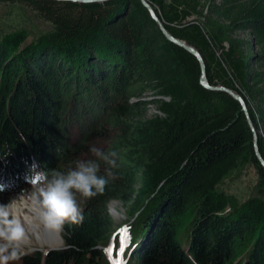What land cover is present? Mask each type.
I'll use <instances>...</instances> for the list:
<instances>
[{
  "label": "trees",
  "instance_id": "16d2710c",
  "mask_svg": "<svg viewBox=\"0 0 264 264\" xmlns=\"http://www.w3.org/2000/svg\"><path fill=\"white\" fill-rule=\"evenodd\" d=\"M26 1L53 25L54 33L41 56H28L23 62L0 44V153H5L0 160L2 184L8 189L10 180L26 181L24 176L30 174L33 164L49 177L67 173L78 162L93 159V139L110 131L119 132L116 148L127 145L131 152L124 154L126 163L110 168L112 177L106 173L109 165L99 162L97 175L108 183L102 194L86 200L81 223L64 226L66 250L52 251L45 257L26 256L22 264L100 262L98 246L108 237L102 207L110 199L130 201L136 196L134 209L141 198L154 194L159 205L146 218L152 231L146 230L144 237L148 233L149 238L161 232L171 213L181 212L204 195L213 180L240 163H254L264 181V171L254 155L252 131L240 104L225 92L202 87L196 58L166 39L139 0ZM148 1L170 33L201 53L209 83L230 87L242 95L258 130V148L264 158V0ZM237 31H249L252 39L240 37ZM63 44H70V49ZM250 44L259 50L251 51ZM73 56L79 63L77 68L69 63ZM88 71L91 75L83 77ZM82 83L97 84L104 95L119 90L121 84L128 88L139 83L140 90L152 94L156 111L143 118L135 109L148 101L132 106L127 99L119 100L105 113L103 125L87 133L59 165L51 166L56 150L65 154L73 135L72 127L68 132L62 127L69 120L61 98L63 87L77 86L70 99L82 102L81 98H86L81 96ZM130 117L135 121L129 122ZM22 147L27 149L25 154ZM246 224L201 218L191 230L194 260L199 264H232L234 246ZM164 231L138 250V264H190L174 231ZM247 250L242 249V262ZM252 250L245 262L264 264V226Z\"/></svg>",
  "mask_w": 264,
  "mask_h": 264
},
{
  "label": "rangeland",
  "instance_id": "374dc122",
  "mask_svg": "<svg viewBox=\"0 0 264 264\" xmlns=\"http://www.w3.org/2000/svg\"><path fill=\"white\" fill-rule=\"evenodd\" d=\"M205 13L206 11H204L202 15H205ZM201 18H203V16ZM53 33V25L42 18V16L31 5H29L26 0H0V44L7 49L10 56L17 58L18 61L23 62L28 56H34L35 58L41 56L44 53V50L47 49V47H50ZM236 34L242 38L249 40L252 39L249 31H237ZM69 45L70 44H63V47L65 46V48H69L71 47ZM249 48L251 51L259 50V47L255 44H250ZM115 60L118 62L117 59ZM69 63L73 66L76 65L74 66L75 68L79 66V63L74 56L71 57ZM82 68L86 71L85 68H87V66L84 65ZM91 73L92 72L90 71H88V73L85 72L83 73V77H89L87 74L91 75ZM0 77L3 76L0 75ZM82 84L83 86L79 87L83 94L81 96L86 97L81 98L79 96L83 100L82 102H80L79 99L71 101V96L77 86L69 87L66 85L65 88L63 87L64 90L61 98L65 103V111L69 114V116H67V118L69 117V120H67V123H63L62 127H64L67 132L70 131L72 127L73 135L70 136L69 149L65 154H62L60 150H56L57 152H55V154L57 156L55 155L56 158L51 166L56 164L59 165L61 159L70 154L73 147L82 141L87 133L96 130L103 125L105 113L111 110L119 100L123 101L124 99H127L128 103L132 106L143 100L148 101L145 105H138L135 109L136 115L142 113L143 118L152 116L156 111V105L152 102V94L149 91L140 90L139 83L128 88L121 84L118 88L119 90H110V92L105 95L99 91L97 84H94L95 86H90L86 83ZM98 85H100V83H98ZM92 87H94L93 89L95 91L90 93L89 90H91ZM65 89H67L66 92ZM85 89L86 91L88 90L89 93L84 92ZM134 92H138V94L134 95ZM87 100L92 102V104L87 105ZM99 105H101V109H99ZM76 114H78V116H76ZM87 118H89V121H87ZM84 119H86V122ZM128 121L132 122L135 121V119L133 120V118L130 117ZM119 136V132L115 133L110 131L107 136H100L93 139L95 148L100 149L104 153L114 152L116 154L114 157L116 165L126 163L124 154H129L131 152V149L127 145H124V148H121L120 150L116 148ZM22 150L25 154L27 149L22 147ZM92 156L93 159L91 160L96 161L97 163L101 161L98 160L93 153ZM4 157L5 153H0V160L4 159ZM8 185L10 188L0 192V205L9 206L12 201L16 200H18L20 205L24 202L21 214L19 213L15 216L10 214L12 218L20 222L26 232L27 240L21 247V251L25 253L22 258L36 255L45 257L49 252L66 250L63 232L64 226L70 224L65 223L62 230H59L62 240V245L60 247L47 245L42 247L26 221V219L31 218L29 216H33L36 210L34 193L37 192V188L30 185L27 180L15 182L13 179L8 182ZM135 198L130 201H123L115 198L110 199L102 207V212L107 223L108 237L100 246H98V250H100L101 253V260L99 262L98 259H95L96 264H110L109 257L105 252V249L110 245H114L112 255L113 259H115L116 250L120 247V236L116 235L115 239H113V237L118 229L125 226H127L128 236L130 237L128 247L123 254V260L126 264H138L136 258L138 250H140L149 239H154L156 236H160L164 232L166 233V231H164L166 229L174 231L175 238L184 251V255L187 259L186 261L190 264H199L193 258V250H190L192 247L191 230L196 222H199L201 218H207L208 216L215 218L218 221L221 219L231 222H233V220H238L243 223L246 221L247 226H245V231L234 246L236 258L232 263L245 264L248 253L252 248V252L254 251L255 241L258 238L261 227L264 226V181L260 177L257 166L252 162L240 163L223 177L213 180L204 195L183 207L181 212H177V210L175 213H171L167 219L165 218V221L168 222L161 228V232H157L152 237L151 234L149 238L148 233H146V236L144 237L146 230L151 229L152 231V227L149 224L150 222L146 218L151 215L152 211L157 205H159L158 200L154 199V194L151 196H145L141 198L138 204L139 206L137 205L138 207L136 206V208L133 209L136 202ZM76 201L82 213L87 202L80 197L79 194L76 195ZM205 212L209 213L208 216H202ZM142 226L144 228H142ZM137 241L139 243L134 244ZM244 247H247L248 250L245 253L242 262L241 255L244 252H242ZM251 254L249 260H251ZM88 258L89 257L87 256L86 262L90 260ZM15 264H22V259L15 262Z\"/></svg>",
  "mask_w": 264,
  "mask_h": 264
},
{
  "label": "clouds",
  "instance_id": "9594fccd",
  "mask_svg": "<svg viewBox=\"0 0 264 264\" xmlns=\"http://www.w3.org/2000/svg\"><path fill=\"white\" fill-rule=\"evenodd\" d=\"M90 151L109 165L107 176L112 177L110 168L116 167L115 153H104L98 148ZM99 163L93 160L80 161L74 169L67 173H54L49 177L44 171H37L36 165L30 168L27 182L37 188L34 193L36 211L45 226L62 230L65 223L79 224L83 216L76 201V195L87 200L102 194L108 179L97 175ZM7 185L0 184V192ZM27 236L20 222L11 217L9 206L0 205V264H15L25 254L21 251Z\"/></svg>",
  "mask_w": 264,
  "mask_h": 264
},
{
  "label": "water",
  "instance_id": "95a60500",
  "mask_svg": "<svg viewBox=\"0 0 264 264\" xmlns=\"http://www.w3.org/2000/svg\"><path fill=\"white\" fill-rule=\"evenodd\" d=\"M55 1H72V2H103L107 0H55ZM142 6L148 11L151 19L157 24L159 30L162 32V34L168 39L170 42L173 44L183 48L185 51L193 55L196 60L198 61L201 69V75H200V84L202 85L203 88L210 90V91H222L227 93L230 97H232L235 101H237L240 106L241 110L244 113V116L246 118V121L250 127V130L252 131L253 135V150H254V155L259 163V165L262 167L264 171V158L262 157L259 148H258V138H259V133L258 130L252 121V118L250 116V112L248 109V106L246 104V101L242 97L240 93H238L236 90L223 86V85H212L209 83L208 78H207V73H206V65L204 62V59L201 55V53L198 51L196 47H194L191 44H188L186 41L179 39L175 37L172 33H170L166 27L164 26L163 21L158 17L156 11L154 10V7L151 5V3L148 0H139Z\"/></svg>",
  "mask_w": 264,
  "mask_h": 264
},
{
  "label": "bare ground",
  "instance_id": "6f19581e",
  "mask_svg": "<svg viewBox=\"0 0 264 264\" xmlns=\"http://www.w3.org/2000/svg\"><path fill=\"white\" fill-rule=\"evenodd\" d=\"M22 206H24V202L22 205H20L18 200L12 201L9 204L10 214L14 216L18 215L19 213L21 214ZM29 217L31 218L26 219V221L29 224L33 233L36 235V238L42 247L45 245L52 247H60L62 245L59 230L45 226L36 210L33 216Z\"/></svg>",
  "mask_w": 264,
  "mask_h": 264
},
{
  "label": "snow or ice",
  "instance_id": "6c2138e0",
  "mask_svg": "<svg viewBox=\"0 0 264 264\" xmlns=\"http://www.w3.org/2000/svg\"><path fill=\"white\" fill-rule=\"evenodd\" d=\"M116 235L120 236V247L118 250H116L115 259H113V255H112L113 250H114V245H110L107 249H105V252L109 257L110 264H126V262L123 260V254L130 242V237L128 236L127 226L121 229H118L117 233L114 234L113 239H115Z\"/></svg>",
  "mask_w": 264,
  "mask_h": 264
}]
</instances>
